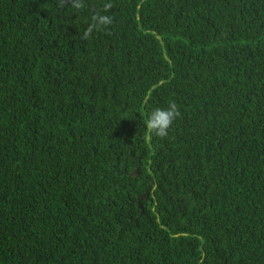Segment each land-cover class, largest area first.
Instances as JSON below:
<instances>
[{
	"label": "trees",
	"instance_id": "16d2710c",
	"mask_svg": "<svg viewBox=\"0 0 264 264\" xmlns=\"http://www.w3.org/2000/svg\"><path fill=\"white\" fill-rule=\"evenodd\" d=\"M80 3L0 0V264H264V0Z\"/></svg>",
	"mask_w": 264,
	"mask_h": 264
},
{
	"label": "clouds",
	"instance_id": "9594fccd",
	"mask_svg": "<svg viewBox=\"0 0 264 264\" xmlns=\"http://www.w3.org/2000/svg\"><path fill=\"white\" fill-rule=\"evenodd\" d=\"M73 6L76 9L82 7L80 0H74ZM110 4H106L105 8H110ZM94 23L89 24L87 31L84 33L85 37H89L91 32L101 26L111 23V18L106 15H96L92 18ZM180 115V111L175 102H170L166 108L153 109L145 121V127L151 131L154 136L165 137L173 122Z\"/></svg>",
	"mask_w": 264,
	"mask_h": 264
},
{
	"label": "water",
	"instance_id": "95a60500",
	"mask_svg": "<svg viewBox=\"0 0 264 264\" xmlns=\"http://www.w3.org/2000/svg\"><path fill=\"white\" fill-rule=\"evenodd\" d=\"M135 173H136V174L138 173V169L135 171Z\"/></svg>",
	"mask_w": 264,
	"mask_h": 264
}]
</instances>
